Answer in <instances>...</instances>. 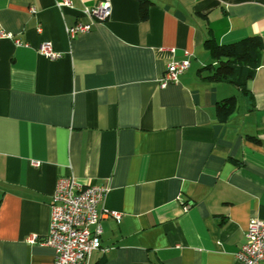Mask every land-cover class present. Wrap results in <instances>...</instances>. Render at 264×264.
Segmentation results:
<instances>
[{
	"label": "crops",
	"instance_id": "1",
	"mask_svg": "<svg viewBox=\"0 0 264 264\" xmlns=\"http://www.w3.org/2000/svg\"><path fill=\"white\" fill-rule=\"evenodd\" d=\"M61 1L0 0V264H52L26 240L45 238L60 177L106 187L100 208L120 216L101 218L89 264H241L264 220V0H147L144 17L137 0H107L105 20L83 14L105 0ZM78 23L91 30L69 37ZM247 37L263 42L247 94L201 79L206 39ZM46 42L59 59L38 53Z\"/></svg>",
	"mask_w": 264,
	"mask_h": 264
},
{
	"label": "built area",
	"instance_id": "2",
	"mask_svg": "<svg viewBox=\"0 0 264 264\" xmlns=\"http://www.w3.org/2000/svg\"><path fill=\"white\" fill-rule=\"evenodd\" d=\"M59 7H71L69 0L57 4ZM83 14L105 20L111 15L110 3L105 0L90 8H84ZM91 24L78 23L66 29L69 37L84 34L91 30ZM10 34L0 31V38H11ZM20 46L21 43L15 40ZM38 53L49 59L57 60V53L51 43L41 44ZM173 53V50H171ZM189 61L172 60L167 64L166 70L159 82L160 88L174 84L188 69ZM37 166L38 163H33ZM104 186L84 185L73 177H60L57 179L50 204V219L48 232L45 238L38 242V237L33 235L27 238V243H39L51 248L54 252L52 264H89L92 255L101 251L100 236L102 228L100 220L105 215H111L116 221L120 216L109 213L100 208L106 195ZM246 241L235 254L241 264H264V220H252L245 235Z\"/></svg>",
	"mask_w": 264,
	"mask_h": 264
},
{
	"label": "trees",
	"instance_id": "3",
	"mask_svg": "<svg viewBox=\"0 0 264 264\" xmlns=\"http://www.w3.org/2000/svg\"><path fill=\"white\" fill-rule=\"evenodd\" d=\"M140 3L142 17L145 16L147 0ZM204 48L215 64H208L198 70L201 79L212 82H227L247 94L246 81L250 79L261 62L263 42L260 37H247L229 44H217L212 38L204 42ZM206 73L205 75H202ZM236 109V100L230 97L216 106L219 121L224 122Z\"/></svg>",
	"mask_w": 264,
	"mask_h": 264
},
{
	"label": "rangeland",
	"instance_id": "4",
	"mask_svg": "<svg viewBox=\"0 0 264 264\" xmlns=\"http://www.w3.org/2000/svg\"><path fill=\"white\" fill-rule=\"evenodd\" d=\"M208 63H211V60H210V59H207V62H206V64H208Z\"/></svg>",
	"mask_w": 264,
	"mask_h": 264
}]
</instances>
